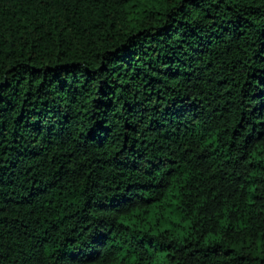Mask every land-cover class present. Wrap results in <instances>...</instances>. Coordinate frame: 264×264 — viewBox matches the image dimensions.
<instances>
[{
    "label": "trees",
    "instance_id": "16d2710c",
    "mask_svg": "<svg viewBox=\"0 0 264 264\" xmlns=\"http://www.w3.org/2000/svg\"><path fill=\"white\" fill-rule=\"evenodd\" d=\"M0 264H264V0H0Z\"/></svg>",
    "mask_w": 264,
    "mask_h": 264
}]
</instances>
